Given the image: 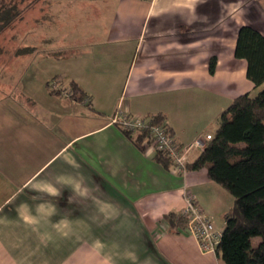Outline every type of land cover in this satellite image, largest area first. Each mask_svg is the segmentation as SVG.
<instances>
[{"label": "crops", "instance_id": "crops-1", "mask_svg": "<svg viewBox=\"0 0 264 264\" xmlns=\"http://www.w3.org/2000/svg\"><path fill=\"white\" fill-rule=\"evenodd\" d=\"M53 6L61 28L70 16L89 29L26 65L23 98L0 95V264H220L186 228L170 230L164 216L182 213L191 192L223 231L234 197L206 168L177 172L151 141L138 146L109 117L120 106L161 114L185 148L214 133L234 98L260 91L235 48L242 25L264 34V0ZM72 80L85 100L51 93V84ZM204 147H191L189 162Z\"/></svg>", "mask_w": 264, "mask_h": 264}, {"label": "trees", "instance_id": "trees-1", "mask_svg": "<svg viewBox=\"0 0 264 264\" xmlns=\"http://www.w3.org/2000/svg\"><path fill=\"white\" fill-rule=\"evenodd\" d=\"M23 18V9L21 11L17 1L0 0V57L5 52L8 55L11 53L5 50L7 39L2 34L15 28ZM32 50V46H26L16 48L13 53L18 56ZM235 55L247 60L248 78L256 87L262 86L264 34L252 25H242L238 30ZM216 62L217 57L213 56L210 61L212 73ZM53 84L50 86L51 93L63 92L58 88L60 84ZM70 88L68 94L72 99L83 101L88 96L74 80L70 81ZM150 117L154 122L165 120L161 114ZM124 132L138 146H142L144 140H149L145 132ZM212 134L199 156L188 162L187 166L206 168L209 178L234 197L232 211L225 214L226 225L216 249L219 262L264 264V88L255 95L244 93L234 98L222 113L220 125ZM158 159L165 164L171 161L162 153H158ZM164 219L172 231L187 226V219L182 213L169 212Z\"/></svg>", "mask_w": 264, "mask_h": 264}, {"label": "rangeland", "instance_id": "rangeland-1", "mask_svg": "<svg viewBox=\"0 0 264 264\" xmlns=\"http://www.w3.org/2000/svg\"><path fill=\"white\" fill-rule=\"evenodd\" d=\"M17 1L19 8L23 9L24 18L18 21V24L14 28H10L6 30L2 36L7 39L5 50L13 51L16 48L26 47V46H36V52L31 51L32 55L28 58L26 53H22L18 56L13 55L10 56L6 52L3 54V57H0V68L3 71L8 72V78L2 79L0 78V95L10 96L14 98H23L27 93V89L24 87V68L28 63L38 64L39 53L56 51L61 47L68 46L72 44V39L76 34L79 36L86 32L87 22L85 23L84 28L81 27V20H77L79 18H70L66 20L64 26L62 28L59 26L57 22H59L55 15V7H50V2L53 0H14ZM80 2H87L89 0H78ZM49 4V5H47ZM49 6V7H48ZM51 8V9H50ZM81 9L74 8L76 11H85L83 15H87L86 13L90 12L86 10L85 7H80ZM85 8V9H84ZM74 9H69L74 10ZM51 11V12H50ZM71 15V13H70ZM93 16V15H92ZM80 17V16H79ZM77 24L73 27L74 24ZM73 24V25H72ZM79 28H78V27ZM90 26V25H89ZM61 34H63L64 38L61 40ZM30 53V52H29ZM28 54V52H27ZM51 57V56H50ZM24 59V60H23ZM28 59L30 61H28ZM5 61V62H4ZM16 65V66H14ZM18 69V72H14V69ZM10 75H14V77L9 78ZM46 77V76H45ZM63 86V85H62ZM68 87H61L58 85L59 89L65 91H71L70 85ZM264 88V84L260 87L259 90ZM255 94V93H254ZM13 98V99H14ZM11 102H14L11 99ZM21 104V103H20ZM16 103V105H20ZM226 191V190H225ZM229 193V192H227ZM230 197L233 198V195L229 193Z\"/></svg>", "mask_w": 264, "mask_h": 264}, {"label": "built area", "instance_id": "built-area-1", "mask_svg": "<svg viewBox=\"0 0 264 264\" xmlns=\"http://www.w3.org/2000/svg\"><path fill=\"white\" fill-rule=\"evenodd\" d=\"M110 123L132 134L145 132L155 151L170 158L174 169L185 174L188 169V151L191 147H203L213 134L198 137L189 147L180 146L172 134L168 123L152 121V117L133 114L118 107L109 117ZM187 204L182 214L187 219L186 229L199 241L200 247L205 252H214L221 241L223 231L217 229L212 219L205 213L191 192H186Z\"/></svg>", "mask_w": 264, "mask_h": 264}]
</instances>
